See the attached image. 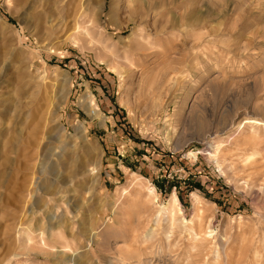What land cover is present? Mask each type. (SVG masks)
I'll return each instance as SVG.
<instances>
[{
    "label": "rangeland",
    "instance_id": "rangeland-1",
    "mask_svg": "<svg viewBox=\"0 0 264 264\" xmlns=\"http://www.w3.org/2000/svg\"><path fill=\"white\" fill-rule=\"evenodd\" d=\"M21 2L0 264H264V0Z\"/></svg>",
    "mask_w": 264,
    "mask_h": 264
},
{
    "label": "bare ground",
    "instance_id": "bare-ground-1",
    "mask_svg": "<svg viewBox=\"0 0 264 264\" xmlns=\"http://www.w3.org/2000/svg\"><path fill=\"white\" fill-rule=\"evenodd\" d=\"M21 1L22 0H18V2L22 4ZM130 1H132V0H130ZM136 1H142V0H136ZM143 1L145 2V0H143ZM180 2L183 3V5H184L185 8L189 9V15H188L189 16V19H192L193 20L194 18H197L196 14L202 12L201 10H197L196 9V7H195L196 0H180ZM203 4H204L203 5L204 7H207V4H205V3H203ZM154 9H155V7H154ZM203 12H206V11H203ZM201 17H203V16H201ZM14 60H15V55L13 53H10V52L0 53V104H2L3 99H4V97H3V89L7 88L9 86V84H10V82H9V80H10L9 75H10V69H11L10 67L13 64V61ZM91 99L92 98L89 96V93H87V94H85L84 97L82 96V99H80L79 101H80L81 104H86V107L87 108L90 106L88 108V112L90 114H93L94 113V115H97V116L101 115V114H99L98 110L96 109V106L93 103H91V101H92ZM248 122L251 123V125L253 127H255V126H261V125L264 124V120H259V119H249ZM147 191H148V193H152L153 190H152V188H148ZM176 201H177L176 200V196L173 194L171 196L170 200L168 201V205L167 206L168 207L169 206H172ZM35 206L33 207V204H32V208H35ZM44 223H45V228H43V227L42 228H37L38 229V233H39L38 238H39V242H40L41 245H46V241H45V239L42 236L44 232H46V234H48V237L50 239H52L54 237H56L57 239H64L61 233H57L53 237V234L54 233L52 231L54 230V228H53V225L50 224L49 219H46L44 221ZM58 226H61V224H59ZM24 239H26V238H24ZM24 242H25V245H26L27 242L25 240H24Z\"/></svg>",
    "mask_w": 264,
    "mask_h": 264
}]
</instances>
